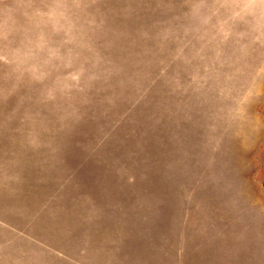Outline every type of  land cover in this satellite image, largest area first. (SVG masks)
<instances>
[{
	"label": "rangeland",
	"instance_id": "1",
	"mask_svg": "<svg viewBox=\"0 0 264 264\" xmlns=\"http://www.w3.org/2000/svg\"><path fill=\"white\" fill-rule=\"evenodd\" d=\"M0 264H264V0H0Z\"/></svg>",
	"mask_w": 264,
	"mask_h": 264
}]
</instances>
